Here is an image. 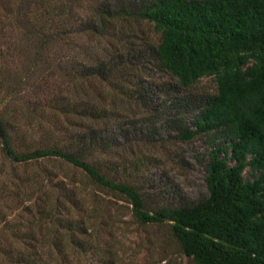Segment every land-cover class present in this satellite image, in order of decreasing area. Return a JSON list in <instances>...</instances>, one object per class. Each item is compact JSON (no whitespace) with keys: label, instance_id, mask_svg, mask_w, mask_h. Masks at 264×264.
<instances>
[{"label":"trees","instance_id":"trees-1","mask_svg":"<svg viewBox=\"0 0 264 264\" xmlns=\"http://www.w3.org/2000/svg\"><path fill=\"white\" fill-rule=\"evenodd\" d=\"M4 37L0 264H81V256L118 264L111 244L96 242L108 206L88 201L78 182L56 180L42 165L56 159L120 196L137 222L168 226L194 264H264V0H0ZM88 38L100 50L85 64L76 47ZM152 69L166 78L151 84L168 82L173 94L164 102L172 134L160 145H176L171 157L183 166L199 164L205 193L197 200L154 206L98 160L130 139L137 124L129 112L153 103ZM60 77L77 90L64 94ZM203 77L213 78L210 91L196 89ZM102 85L113 91L110 106ZM36 120L41 139L27 148ZM197 140L201 148L185 154ZM124 159L137 167L153 158Z\"/></svg>","mask_w":264,"mask_h":264},{"label":"rangeland","instance_id":"rangeland-1","mask_svg":"<svg viewBox=\"0 0 264 264\" xmlns=\"http://www.w3.org/2000/svg\"><path fill=\"white\" fill-rule=\"evenodd\" d=\"M4 38H6L5 41L2 40L0 42V50H6L9 44V39L7 37ZM76 48L77 60L81 63L85 62V64L91 62L99 49L90 38H88V41L84 39ZM65 52L61 61L63 65L67 66L70 61L68 59H71L72 51L69 53L68 51ZM3 56H0V60L3 59ZM4 58L10 60V57ZM165 78L166 76L156 69H152L148 73L147 79L150 82L148 85L152 87V92L155 94L153 103L147 108L136 106L133 112H129V122L134 120L137 124L135 125L136 127H132L133 132L130 135V139L125 140L123 138V140L119 141L121 142L120 146H118L117 141L113 142L110 148V157L105 154L98 156L99 161L110 163V168L106 169L110 177L139 185L146 196L149 197V202L154 206L187 203L201 198L205 193L199 164L193 163L194 160H191L190 166H183V164L178 163V160L171 157L173 151L177 149L176 145H173L172 142L168 143V146L165 145L163 147L160 145L167 136L172 134L169 126H167L171 109L164 106V102L166 98H170L173 94L168 89V82L164 87L167 90H161L153 85V82L162 81ZM60 82L62 83L60 86L64 94H68L66 90H77L74 85H69L68 82L70 81L65 77L61 78ZM213 82L212 77H203L196 83L195 87L200 92L210 91ZM67 85L70 87H67ZM52 87L57 88L56 86ZM102 87H106L104 90L107 98L105 105L110 106L113 91L107 85H102ZM118 104L120 103L116 99L114 105L117 107ZM111 107L113 108V106ZM114 122L116 121L113 120L112 123ZM18 125L22 127L20 129L25 131L26 125L22 118L18 119ZM35 126L34 128V125H32V128H29V131L24 134L26 142L30 143L24 145L27 148L33 146L30 141L41 139L36 132L37 127L40 126L38 120H36ZM127 142L134 144V148H129ZM24 146L19 147V149L26 148ZM197 147L201 148L199 140L193 144L184 145L185 154ZM133 149L137 150V153H133ZM145 155H150L153 159L151 162L139 159L137 167L135 164L130 165L125 159L121 160L122 157L129 160ZM42 165L43 167L46 165L55 173L56 180L60 179L67 182L74 180L78 182L82 193L86 195L88 201L96 197L98 200H102L105 206H108L105 214L108 224L99 233L98 241L96 242L101 247L105 242L111 244L112 252H116L115 255L112 253V258H116V263L194 264L190 258L180 252L176 242L170 237L168 226L137 222L131 216L128 203L120 196L108 193L106 190L96 186L80 169L63 160H51L43 162ZM104 169L102 168V170ZM86 259L87 257L81 256L80 263L98 264L95 258H91L92 260Z\"/></svg>","mask_w":264,"mask_h":264}]
</instances>
